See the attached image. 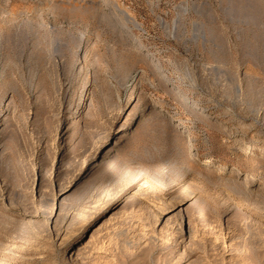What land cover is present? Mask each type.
<instances>
[{"label": "rangeland", "instance_id": "1", "mask_svg": "<svg viewBox=\"0 0 264 264\" xmlns=\"http://www.w3.org/2000/svg\"><path fill=\"white\" fill-rule=\"evenodd\" d=\"M0 264H264V0H0Z\"/></svg>", "mask_w": 264, "mask_h": 264}, {"label": "bare ground", "instance_id": "2", "mask_svg": "<svg viewBox=\"0 0 264 264\" xmlns=\"http://www.w3.org/2000/svg\"><path fill=\"white\" fill-rule=\"evenodd\" d=\"M194 116H197L204 125H206L208 127H211L213 129L214 128L217 129L216 124L212 120H210L209 118H207V117L206 118L205 117H200L198 114H194Z\"/></svg>", "mask_w": 264, "mask_h": 264}]
</instances>
